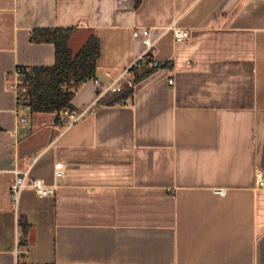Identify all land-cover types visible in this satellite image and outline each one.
<instances>
[{
	"label": "crops",
	"instance_id": "1",
	"mask_svg": "<svg viewBox=\"0 0 264 264\" xmlns=\"http://www.w3.org/2000/svg\"><path fill=\"white\" fill-rule=\"evenodd\" d=\"M42 27H73V54L99 39L68 108L93 112L74 123L30 112L17 88L18 69L54 63L53 43L29 40ZM139 28L156 67L102 104L94 79L142 57ZM26 170L54 194L14 200ZM257 171L264 180V0H0V264H264Z\"/></svg>",
	"mask_w": 264,
	"mask_h": 264
},
{
	"label": "trees",
	"instance_id": "2",
	"mask_svg": "<svg viewBox=\"0 0 264 264\" xmlns=\"http://www.w3.org/2000/svg\"><path fill=\"white\" fill-rule=\"evenodd\" d=\"M141 0H134L138 6ZM73 27H42L32 29L29 40L32 43L50 42L54 45V63L50 66H33L24 70V93L22 101L30 112H59L69 108L74 92L81 84L95 74L96 60L100 53L98 37L90 35L83 46L75 53L69 46ZM151 63V65H148ZM155 61L148 53L144 61L132 67L133 82L149 75L155 69ZM133 93L132 87L125 86L119 92H107L101 98L102 104H114L125 101ZM19 243H25L28 224L24 217H19Z\"/></svg>",
	"mask_w": 264,
	"mask_h": 264
},
{
	"label": "built area",
	"instance_id": "3",
	"mask_svg": "<svg viewBox=\"0 0 264 264\" xmlns=\"http://www.w3.org/2000/svg\"><path fill=\"white\" fill-rule=\"evenodd\" d=\"M172 32H173L174 39L176 41L184 40L189 36V31L181 27H172ZM133 35L135 37L137 36L142 37V41L146 47L145 53L132 66L121 71L120 74H118L115 78L111 79V81H109L108 83H103L98 78H95L94 83L98 89L97 99L101 98L107 92H119L123 90L125 86L133 87L134 82L132 79V76H133L132 67L137 66L141 62V60L144 59L145 56L148 53H150V51H152L154 47V42L150 38L149 28L135 29L133 31ZM148 65H151V63H149ZM16 73L19 77L17 88L18 89L21 88V90L24 91L25 87L22 86V77L24 76V70L18 69ZM106 75H109V72H106ZM169 81L171 82L172 80H169ZM93 108H94L93 105L86 106L78 111H73L68 108H64V109H61L59 113L61 114V116L67 118L68 123H74L80 120L81 118L92 113ZM62 174H63V164L61 162L55 163L54 176L59 177ZM256 180H257L258 186L264 185V180L262 177V173L260 171H257L256 173ZM26 188L32 189L34 193L36 194V196L38 197L51 196L55 192L54 184H50L42 178L31 176L29 171L27 170L26 171H16L13 182L10 186V192H11L12 198L16 200L19 193ZM219 191H222V190H219Z\"/></svg>",
	"mask_w": 264,
	"mask_h": 264
}]
</instances>
